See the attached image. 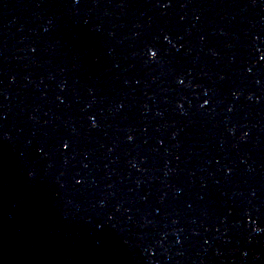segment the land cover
<instances>
[{"label":"water","instance_id":"1","mask_svg":"<svg viewBox=\"0 0 264 264\" xmlns=\"http://www.w3.org/2000/svg\"><path fill=\"white\" fill-rule=\"evenodd\" d=\"M262 55L264 0H0V264H264Z\"/></svg>","mask_w":264,"mask_h":264},{"label":"snow or ice","instance_id":"2","mask_svg":"<svg viewBox=\"0 0 264 264\" xmlns=\"http://www.w3.org/2000/svg\"><path fill=\"white\" fill-rule=\"evenodd\" d=\"M76 3L78 4L79 3V0H76ZM166 6H171V4H166ZM165 39H167V37H165ZM167 43L168 44H172V40L171 39H167ZM173 47H175V45H172ZM177 51H179V49H177ZM160 50L159 49H155L153 50V48H148L147 51H146V55H149L150 54V60L151 62L155 63L159 60L160 58ZM260 59L262 61H264V55H262L260 57ZM179 83L180 84H184V80L183 79H180L179 80ZM205 96H207V92H205ZM207 103V101H205V104ZM93 126H96L95 125V118H93ZM133 139V137L129 136V141H131ZM62 146L64 148V150L67 152L68 150H70L71 148V145L67 142V141H64L62 143ZM86 166V165H85ZM228 174L231 175V170L228 171ZM77 183H84V181L82 179H78L76 181ZM249 223H251V221H249ZM260 231H264V229H260Z\"/></svg>","mask_w":264,"mask_h":264}]
</instances>
